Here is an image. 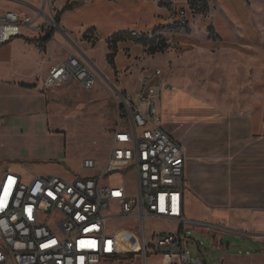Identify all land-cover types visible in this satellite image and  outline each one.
<instances>
[{
    "label": "crops",
    "instance_id": "1",
    "mask_svg": "<svg viewBox=\"0 0 264 264\" xmlns=\"http://www.w3.org/2000/svg\"><path fill=\"white\" fill-rule=\"evenodd\" d=\"M68 1L77 5L65 11L57 23V11ZM189 1L0 0V15L13 10L37 17L38 11L44 10L56 22L54 26L45 25L49 32L45 35L23 27L20 35L0 43V165L4 171L18 173L25 180L35 175H64L50 158L39 154L38 144L30 140L24 146L6 142L10 137L16 140L20 133L35 135L43 124L50 126L44 80L52 65L76 54L101 73V60L94 54L99 41L108 45L113 35L132 31L166 40L168 25ZM140 7L149 8V12L144 13ZM163 27L166 29L155 32ZM86 32L95 44L84 38ZM46 35L51 39L46 51L40 53L35 43ZM56 41L61 47L59 56L48 53ZM137 44L141 45L133 39L118 42L115 66L118 51L126 50L130 55ZM159 53L164 52L151 55ZM167 85L166 90L162 87L159 104L163 127L185 147L186 217L192 224L204 225L218 244L228 234L260 243V253L255 256L229 252L224 264H264V104L260 109V91L252 102L236 95L229 101H219L192 93L187 85Z\"/></svg>",
    "mask_w": 264,
    "mask_h": 264
},
{
    "label": "built area",
    "instance_id": "2",
    "mask_svg": "<svg viewBox=\"0 0 264 264\" xmlns=\"http://www.w3.org/2000/svg\"><path fill=\"white\" fill-rule=\"evenodd\" d=\"M187 7L178 10L175 26L189 23ZM43 19L44 22H41ZM46 24L55 18L44 10L37 17L8 10L0 15V43H6L27 27L49 33ZM133 36L143 33L132 31ZM168 43V41H167ZM38 52L47 49L39 38ZM162 70L143 73L134 94L119 91V124L114 130L106 166L85 158L81 169L92 173L73 180L61 175H35L25 180L5 171L0 176V264H104L132 253L108 222L119 216L139 219L142 258L149 264L150 250L163 256L166 264H207L192 257L185 225L192 221L184 212L185 147L164 127L160 109ZM75 79L86 90L99 83L98 69L82 57L71 54L52 65L44 80L46 88ZM122 164L120 171H133L137 188L132 193L125 181L110 178L109 165ZM119 208L112 212L113 205ZM175 221L177 231H160L150 243L146 218Z\"/></svg>",
    "mask_w": 264,
    "mask_h": 264
},
{
    "label": "rangeland",
    "instance_id": "3",
    "mask_svg": "<svg viewBox=\"0 0 264 264\" xmlns=\"http://www.w3.org/2000/svg\"><path fill=\"white\" fill-rule=\"evenodd\" d=\"M208 2L207 9L189 11L191 26H180L177 30L174 28L179 26H173L175 23L168 25V48L164 53L151 55L144 52L143 44H137L130 55L126 50H119L117 66L113 67L107 61V55L112 50L108 49L105 42L99 41L94 52L101 60L99 64L102 71L99 73L98 85L93 90H86L78 81L70 79L59 86L47 88L50 126L43 124L35 135L20 133L16 140L10 137L6 142L12 141L24 146L30 140L31 144L39 145V154L50 158L55 168L63 169L62 176L66 179L87 176L92 172L81 169L85 158H94L100 167L106 166L114 130L119 124V91L134 94L142 73H151L154 67L162 70L163 90L168 88L167 84L174 85L175 88L187 85L192 93L205 99L229 101L236 95L246 102L254 101L256 93L260 91L262 109L264 0ZM2 7L0 5V9ZM184 7L188 8V5ZM140 9L144 13L149 12L147 7ZM137 26L146 28L145 25ZM48 53L58 56L62 54L57 41L52 47L49 46ZM166 117L167 111L164 109L163 118ZM122 166L112 162L109 165L111 177H107L105 181L110 178L125 181L127 189L133 193L137 188L135 174L133 171H120ZM4 170L0 165V176ZM118 211V206L114 204L112 212ZM108 227L119 233L124 248L133 250V257L121 256L104 264H147L138 251L140 242L142 243L139 219L129 216L114 217L109 220ZM185 229L192 257L204 260L207 264H224L225 254L229 252L253 255L260 253V243L246 236L228 234L223 237L222 244H218L202 224L188 223ZM177 230L179 225L174 221L146 218V233L150 243L154 242L155 232ZM150 251L149 264H166L161 254Z\"/></svg>",
    "mask_w": 264,
    "mask_h": 264
},
{
    "label": "trees",
    "instance_id": "4",
    "mask_svg": "<svg viewBox=\"0 0 264 264\" xmlns=\"http://www.w3.org/2000/svg\"><path fill=\"white\" fill-rule=\"evenodd\" d=\"M188 3H189V6L193 12H195L197 8L202 10V9H207L209 7L207 0H190ZM76 5H77V3L68 1L62 9L58 10L57 14H56L57 23L60 22V17L65 11L73 9ZM179 28H180V26L175 27L174 29L178 30ZM165 29H166L165 27L158 28L155 30V32H159V31H162ZM87 32H89V30ZM87 32L84 35V38L86 40L92 41L93 44H95V39H91V37L89 36V34ZM44 39L48 42L51 39V35H46L44 37ZM127 39H133L136 42L143 44L146 47L147 52L150 54H156L158 52H164L165 49L168 48L167 41L160 36H151L150 37L146 34H143V36L140 37V36H132V35H130V33L115 34L112 37H110L107 41L108 47L110 48V50H112V53H110L107 56V61L113 67H115V56H116V51H117V43L120 41L127 40ZM122 256H124L126 258H131V257H133V253H127V254L122 255Z\"/></svg>",
    "mask_w": 264,
    "mask_h": 264
},
{
    "label": "water",
    "instance_id": "5",
    "mask_svg": "<svg viewBox=\"0 0 264 264\" xmlns=\"http://www.w3.org/2000/svg\"><path fill=\"white\" fill-rule=\"evenodd\" d=\"M227 246H229V243L227 244Z\"/></svg>",
    "mask_w": 264,
    "mask_h": 264
}]
</instances>
